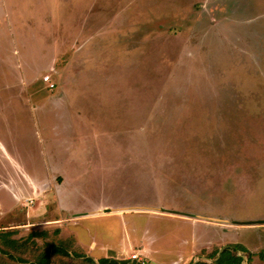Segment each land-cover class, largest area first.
I'll return each instance as SVG.
<instances>
[{
	"label": "rangeland",
	"instance_id": "1",
	"mask_svg": "<svg viewBox=\"0 0 264 264\" xmlns=\"http://www.w3.org/2000/svg\"><path fill=\"white\" fill-rule=\"evenodd\" d=\"M0 203L40 248L264 264V0H0Z\"/></svg>",
	"mask_w": 264,
	"mask_h": 264
},
{
	"label": "trees",
	"instance_id": "2",
	"mask_svg": "<svg viewBox=\"0 0 264 264\" xmlns=\"http://www.w3.org/2000/svg\"><path fill=\"white\" fill-rule=\"evenodd\" d=\"M61 231V230H60ZM58 231V234H60ZM18 230L0 229V264H55V259L60 264H131L129 261L101 258L95 261L87 257L74 237L64 241L47 244L46 247H38L40 237L46 235L42 231H32L26 236L15 238ZM232 246H227L215 257L214 264H243V258L234 255L237 252ZM229 249V250H228ZM202 264H208L203 262Z\"/></svg>",
	"mask_w": 264,
	"mask_h": 264
},
{
	"label": "crops",
	"instance_id": "3",
	"mask_svg": "<svg viewBox=\"0 0 264 264\" xmlns=\"http://www.w3.org/2000/svg\"><path fill=\"white\" fill-rule=\"evenodd\" d=\"M12 199H13V201H15V203H17V204L19 203L23 207H26V206L28 207L29 206V205H25L23 203L22 198L18 197L16 199H14L12 197ZM0 208H2V204L1 203H0ZM102 209L106 210V208H102ZM129 211L130 212L132 211V212L135 213V212H140L141 210L140 209L131 210V209H126V208L122 207V208H119V209L111 211L110 212L111 215H107L108 213H105V211H103L101 214H99L98 212L95 213L94 215L84 214L83 216L81 215L82 216L81 218L82 219H85V218L86 219H99V218H114V217L115 218H122V217H125L126 215H130L131 216L130 213L127 214ZM79 217H77V218H79ZM74 219H76V218H74ZM227 220H229V219H227ZM31 222L24 221L23 224L13 223L12 222L11 224H9V226L0 225V229H3V230H18L19 232L16 233L14 235V237L15 238H21L22 236H25L26 232H27L26 234L32 232L31 225H32L33 222L32 223ZM229 224H231L229 226L239 225L238 223H236V224L229 223ZM61 229H60L61 230L60 231V236L63 235L64 233H66V231H67L66 225H65L64 229L63 228H61ZM141 233L142 232L140 231V233H139L140 236H137L133 230L131 232L129 230V228H128V230L125 229L124 238L121 240L120 243L119 242L116 243L113 240L112 241L108 240L107 242H101L95 236H92L90 238V242L87 243L86 247L84 246L83 241L80 238H77L75 236H73V237L76 239L78 245H80L82 247V249L86 253V256L93 258L95 261H98V259H101V258H110V257H104L102 254L100 256H98V254H96L99 251L98 248L100 246V242L103 243L105 247L109 246V248L107 250V252L109 254L115 255V253H116V255H119L118 258H121V259H117V260H122V259L128 260L133 254H137L140 258H143L145 260V257H147L146 253L148 252V250L146 249V244H145L144 239L142 240L143 237L141 236ZM122 255H123V257H122ZM240 256L244 259V257L242 255H240ZM192 261L194 262V260H192ZM132 262H135V261L132 260ZM132 262H130V263H132ZM243 263H244V260H243Z\"/></svg>",
	"mask_w": 264,
	"mask_h": 264
},
{
	"label": "built area",
	"instance_id": "4",
	"mask_svg": "<svg viewBox=\"0 0 264 264\" xmlns=\"http://www.w3.org/2000/svg\"><path fill=\"white\" fill-rule=\"evenodd\" d=\"M130 259L135 261L137 264H146V261L143 258H140L137 254H133Z\"/></svg>",
	"mask_w": 264,
	"mask_h": 264
}]
</instances>
